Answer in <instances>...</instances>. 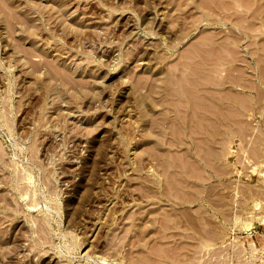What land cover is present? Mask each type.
<instances>
[{
    "label": "rangeland",
    "instance_id": "obj_1",
    "mask_svg": "<svg viewBox=\"0 0 264 264\" xmlns=\"http://www.w3.org/2000/svg\"><path fill=\"white\" fill-rule=\"evenodd\" d=\"M0 264H264V0H0Z\"/></svg>",
    "mask_w": 264,
    "mask_h": 264
},
{
    "label": "bare ground",
    "instance_id": "obj_2",
    "mask_svg": "<svg viewBox=\"0 0 264 264\" xmlns=\"http://www.w3.org/2000/svg\"><path fill=\"white\" fill-rule=\"evenodd\" d=\"M214 1H215V0H214ZM219 2H220V1H219ZM219 2H218V3H219ZM3 3H4V2H3ZM222 3H223V2H222ZM223 5H224V4H223ZM220 6H221V5H220ZM211 7H212V6H211ZM225 7H226V6H225ZM226 9H227V8H226ZM7 12H8V11H7ZM226 12H227V11H226ZM9 14H10V13H9ZM10 15H11V14H10ZM210 20H211V19H210ZM207 35H208V34H207ZM208 36H209V35H208ZM208 36H207V37H208ZM210 37H211V39L213 38L212 35H211ZM210 37H209V38H210ZM234 37H235V36H234ZM201 38H202V37H201ZM201 40H205V39H201ZM206 41H207V38H206L205 42H206ZM210 41H211V40H210ZM205 42H204V43H205ZM233 42H234V41H233ZM201 43H202V42H201ZM206 43H207V42H206ZM206 43H205V44H206ZM210 43H211V42H210ZM210 43H209V44H210ZM221 43H222V42H221ZM223 44H224V43H223ZM232 44L234 45V43H232ZM202 45H203V44H202ZM202 45H201V46H202ZM196 46H198V44H197ZM201 46H200V48H201ZM204 46H206V45H204ZM222 46H223V45H222ZM224 46H225V45H224ZM198 47H199V46H198ZM198 47H196V48H198ZM206 47H207V46H206ZM218 47H219V46H218ZM218 47H217V48H218ZM226 47H227V45H226ZM200 48H199V49H200ZM214 48H215V47H214ZM219 48H220V47H219ZM219 48H218V50H219ZM231 48H232V47H231ZM192 49H193V48H192ZM199 49H198V50H199ZM210 49H211V48H210ZM223 49H225V48H223ZM226 49H227V50L230 49V46H229V48L227 47ZM200 50H201V49H200ZM211 50H212V49H211ZM214 50H215V49H214ZM218 50H217V53H218ZM24 51H25V50H24ZM195 51H197V50L195 49ZM201 51H202V50H201ZM201 51H199V52L202 53ZM203 51H204V50H203ZM221 51H223V50H220V52H221ZM229 51H230V50H229ZM211 52H212V51H211ZM211 52L208 51V53H211ZM220 52H219V53H220ZM223 52H224V51H223ZM223 52H222V53H223ZM199 67H200V66H199ZM184 79H185V78H184ZM184 79H183V80H184ZM189 80H190V79H189ZM195 80H196V79H195ZM172 81H173V80H172ZM174 82H175V81H174ZM193 82H194V83H192V81H191V84H192V85L195 84L194 79H193ZM196 82H197V81H196ZM189 84H190V83H189ZM189 84H188V85H189ZM177 85H178V84H177ZM197 85H198V83H197ZM187 89H188V88H187ZM198 90H199V89H198ZM195 101H196V100H195ZM203 101H204V100H203ZM199 102H200V101H199ZM202 103H203V102H202ZM198 104H199V103H198ZM198 104H197V106H199ZM205 104H206V103H205ZM210 104H211V103H210ZM206 106H207V105H206ZM199 107H200V106H199ZM207 107H208V106H207ZM209 107H210V106H209ZM209 107H208L207 109H208V111L211 112V110L209 109ZM205 108H206V107H204V109H205ZM211 109H212V108H211ZM202 110H203V109H202ZM199 111H200V110H199ZM199 111H198V112H199ZM203 111H206V110H203ZM196 112H197V111H196ZM200 113L202 114V112H200ZM203 113H204V112H203ZM185 114H186V113H185ZM196 114H197V113H196ZM204 115H205V116H204ZM204 115H203V116H204L205 118H204V119H203V118H199L200 121H198L199 119L196 118V119H197L196 122H197V124L199 125V126L197 125V127H200V125H202V130H203V131H207V133H208V132H211L210 135H212V131H211L210 124H211V126H212V124H213L214 122H212V123L209 122L210 120H212V118H211L212 115H211L210 113H209V115H208V113H206V112L204 113ZM191 116H192V113H191ZM198 116H199V115H198ZM203 116H202V117H203ZM193 117H194V116H192L191 118H193ZM194 118H195V117H194ZM202 119H203V122L201 121ZM193 120H195V119H193ZM191 121H192V119H191ZM205 121H206V122H205ZM192 122H193V121H192ZM194 122H195V121H194ZM194 124H195V123H194ZM222 125H223V124H222ZM213 126H214V125H213ZM193 127H195V125H194ZM197 127H196V128H197ZM197 130H198V128H197ZM199 131H201L200 128H199ZM205 134H206V132H205ZM208 134H209V133H208ZM208 138H209V137H208ZM203 143H204V142H203ZM206 144H207V143H206ZM211 146H212V145H211Z\"/></svg>",
    "mask_w": 264,
    "mask_h": 264
}]
</instances>
